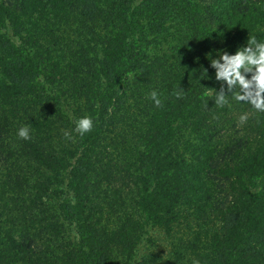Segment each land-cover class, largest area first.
Wrapping results in <instances>:
<instances>
[{
	"label": "trees",
	"instance_id": "obj_1",
	"mask_svg": "<svg viewBox=\"0 0 264 264\" xmlns=\"http://www.w3.org/2000/svg\"><path fill=\"white\" fill-rule=\"evenodd\" d=\"M253 36L264 0H0V264H264V112L209 89Z\"/></svg>",
	"mask_w": 264,
	"mask_h": 264
},
{
	"label": "clouds",
	"instance_id": "obj_2",
	"mask_svg": "<svg viewBox=\"0 0 264 264\" xmlns=\"http://www.w3.org/2000/svg\"><path fill=\"white\" fill-rule=\"evenodd\" d=\"M208 57L210 67L214 69L215 80L223 82L218 91L209 88L213 90L217 105L227 104L228 95L232 93L237 102L247 103L256 111L264 112V41L253 36L248 39L246 46L238 48L234 54L221 51L217 53V58H211V54H208ZM203 74L209 79L206 70H203ZM149 98L157 107L161 106L162 101L157 91L152 90ZM239 119L244 123L248 116L245 113ZM93 127L94 118L86 115L77 118L74 129L65 130L63 135L67 139H73L72 132H75L83 137L91 132ZM17 136L25 141L31 139L30 127H20ZM193 264H199V261L193 260Z\"/></svg>",
	"mask_w": 264,
	"mask_h": 264
}]
</instances>
